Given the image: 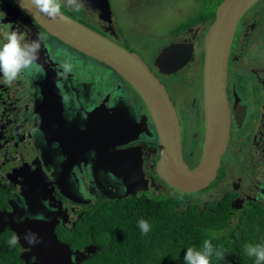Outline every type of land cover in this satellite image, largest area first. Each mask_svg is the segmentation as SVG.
Returning <instances> with one entry per match:
<instances>
[{
	"label": "flooded vegetation",
	"instance_id": "obj_1",
	"mask_svg": "<svg viewBox=\"0 0 264 264\" xmlns=\"http://www.w3.org/2000/svg\"><path fill=\"white\" fill-rule=\"evenodd\" d=\"M111 1L108 0L110 22L103 18L105 14L100 8L104 6V0H82L79 11L66 6L65 0H60L61 12L126 49L137 52L121 43L123 30L116 20ZM142 2L125 0L123 7L139 4L138 8H143ZM260 7L248 9L235 31L226 78L230 136L214 180L197 191L209 190L208 195L201 204L195 201L209 209L223 202L229 223L242 217L248 210L264 217V52L258 55L255 51L257 47L264 48V29L260 34L255 33L258 32L256 29H261L259 23L264 19L261 16L264 7ZM255 14L259 16L254 17ZM252 18L250 34L245 28ZM134 23L141 24V21L130 19L127 28ZM189 28L178 33H187ZM13 29H19L28 40L39 39L41 51L37 65L24 70L11 85L6 84L0 75V231L9 229L13 237L24 238V235L15 234L10 226L25 225L31 219L48 221L59 206L60 217L65 219H55L54 232L58 240L66 242L72 251L86 248L94 244L71 246L62 239L67 232H71L67 231L63 235L64 230L75 229L76 224L100 200L128 196L125 195L122 174L118 175L108 166L99 163L95 149L101 150L116 164L123 161L120 157L126 158V165L135 169V181H145V188H140L133 195L150 193L158 196L176 192L155 170V162L160 154L158 134L139 95L112 68L48 33L13 0H0V46L6 42L7 35ZM124 34L130 37L132 33L125 31ZM189 35L181 40H170L193 44V56L180 70L163 74L153 66V59L162 48L157 49L155 56L145 62L167 91V79L180 73L187 77L184 81L186 92L177 96H172L169 91L168 94L180 124L183 158L189 167H194L201 157L205 131L202 88V47L205 34L201 42L200 75H196L198 78L194 89V86L188 84L192 80L185 67L192 69L198 45L195 43L196 34L193 32ZM140 37L137 38L140 43L146 44L147 41ZM59 50H67L70 54L66 57L58 54ZM74 54L100 63L108 70L110 77L101 73L95 75L88 66L77 73L74 69L77 59ZM68 57L74 58L73 70L64 74L60 65ZM252 59L263 63L253 67L249 62ZM246 74L250 75V83L243 87L240 82ZM192 90L196 97L192 96ZM52 92H55L56 97L53 95L50 100H57L56 107L45 105ZM93 111L101 115L90 116ZM70 132L83 135L90 132L92 136L87 134L90 137L73 138ZM129 137L132 140L125 142ZM230 152L240 155L234 157V160L226 159ZM78 229H81L80 224ZM16 245L19 259L25 263L20 258L24 254L28 257V263L32 264L35 257L32 253L28 254L29 249L23 248L20 241Z\"/></svg>",
	"mask_w": 264,
	"mask_h": 264
},
{
	"label": "water",
	"instance_id": "obj_2",
	"mask_svg": "<svg viewBox=\"0 0 264 264\" xmlns=\"http://www.w3.org/2000/svg\"><path fill=\"white\" fill-rule=\"evenodd\" d=\"M13 1L48 33L112 68L135 90L145 104L158 134L160 154L155 162V170L163 181L181 192L191 194L207 187L214 180L221 156L227 148L231 128L226 91L229 52L241 17L259 0H222L217 5L214 18L204 35L202 88L205 131L201 157L194 167H189L183 158L180 124L168 91L137 52L126 49L62 12L63 19L53 21L39 13L31 0ZM100 8L105 14L103 18L110 22L108 0H104V6ZM192 56L191 42H171L154 57L153 66L160 73L172 74L185 66ZM53 95L56 97L55 92L49 94L45 105L57 106V100H50ZM92 114L95 117L101 115L94 111L90 116ZM99 129L98 127V133ZM70 133L73 138L92 136L90 132L85 133L86 135ZM61 137L64 139V134ZM129 139L132 140V137L125 139V142ZM94 151L98 155L99 163L108 166L118 175L122 174L125 195L145 188L144 180L135 181V169L126 165V158L115 155L123 159L116 164L115 160L108 158L101 150ZM138 184L141 187H137ZM57 218L65 219L60 217L59 206L48 221L31 219L25 225L10 226L18 236L24 235V238H19L18 241L23 248L29 249L28 254L32 253L35 257L32 264H78L95 251L94 245L72 251L66 242L58 240L54 232ZM26 237H34V242L29 243ZM20 258L25 263L29 262L24 254L20 255Z\"/></svg>",
	"mask_w": 264,
	"mask_h": 264
},
{
	"label": "trees",
	"instance_id": "obj_3",
	"mask_svg": "<svg viewBox=\"0 0 264 264\" xmlns=\"http://www.w3.org/2000/svg\"><path fill=\"white\" fill-rule=\"evenodd\" d=\"M196 1L199 9L178 22L171 34L200 23L209 25L222 0ZM190 195L176 189L158 196L143 193L100 200L75 229H63V235L71 233L62 239L75 247L96 245L95 251L79 264H185L186 249L200 250L205 240L225 254L223 260L213 255L210 264H256L244 249L247 244L264 245V217L248 210L229 223L223 202L212 209L204 208L190 200ZM140 219L151 227L146 235L138 227ZM12 238L9 229L0 231V264H25L19 259L17 245L9 246Z\"/></svg>",
	"mask_w": 264,
	"mask_h": 264
},
{
	"label": "rangeland",
	"instance_id": "obj_4",
	"mask_svg": "<svg viewBox=\"0 0 264 264\" xmlns=\"http://www.w3.org/2000/svg\"><path fill=\"white\" fill-rule=\"evenodd\" d=\"M133 1V0H131ZM140 1V0H139ZM125 0H112L111 1V7L113 9V12L116 15V20L120 24L123 33L122 34V41L121 43L124 46H130L134 48L140 56L144 59V61H150V59L153 58V55L155 56L156 50L163 48L166 44L170 43V40H181L182 38L189 37L190 33L196 34L195 43L198 45L196 46V59L195 62L192 65V69L185 67L188 69V76H190L189 79L192 81H189L188 84L195 88L196 85L195 82L198 77L196 75H200V67H201V58H202V52H201V42L202 37L206 32L207 24H197L191 26L189 31H186L187 33L181 32L178 33L176 36L172 35L170 31L177 25L178 22L184 20L185 18L189 17L191 14L195 13L196 10L199 9V3L196 0H143L142 4H144L143 8H138L139 4L133 5L132 7H123ZM257 4L253 5L251 7L252 9L254 6L264 7V0H259L256 2ZM146 6V8H145ZM264 10V9H263ZM259 16V14L257 15ZM256 14L254 17H257ZM264 16V13L263 15ZM140 19L141 24L134 23L133 25H130V28H127V23L130 19ZM252 20L247 22V26L245 28V31L247 33L251 34L252 29ZM251 26L249 27V25ZM260 28L256 29V34H260V31L264 29V19L263 21L260 20ZM142 28V29H141ZM125 31L130 34V37L125 36ZM137 34V35H136ZM129 35V34H128ZM143 37L147 41L146 44L143 42L140 43L139 39L140 36ZM137 36V37H136ZM198 47V48H197ZM257 50V54L260 55L264 52V48L257 47L255 51ZM63 52H66L67 54H70L69 51L64 50ZM76 59L74 62V69L78 73L80 71H84L86 66L88 68H91L93 70V73L95 75H106L110 77L108 70L102 66L100 63L91 62L87 58L80 56L77 57L75 54L73 55ZM253 67H256L258 65H261L263 62L258 59H252L249 61ZM189 66V65H188ZM185 78L187 77L180 73L172 78L167 79L165 82L167 84L168 91L172 96H177L181 92H186L185 88ZM188 79V80H189ZM243 87L246 86L248 83H250V75L246 74L244 78H241V82ZM186 94V93H184ZM192 96L196 97L195 91H191ZM190 96V93H189ZM189 109V106L186 107V113ZM193 113V112H189ZM153 126H152V133H153ZM232 151V150H231ZM240 154L232 153L230 152L229 155L226 156V159H233L236 156H239ZM212 190V188L210 189ZM209 191V190H207ZM207 191H200L195 192L190 195V200H194L201 204V201L204 199L205 196L208 195ZM199 197V199H198Z\"/></svg>",
	"mask_w": 264,
	"mask_h": 264
},
{
	"label": "clouds",
	"instance_id": "obj_5",
	"mask_svg": "<svg viewBox=\"0 0 264 264\" xmlns=\"http://www.w3.org/2000/svg\"><path fill=\"white\" fill-rule=\"evenodd\" d=\"M35 9L55 21L56 19H63L61 13L60 0H31ZM66 6L75 11H79L82 7V0H65ZM41 51V42L37 40L26 39L19 31L13 29L7 35L6 42L0 46V75L6 84L11 85L18 76L26 69H31L37 65ZM58 54H63L67 57V53L59 50ZM74 58L68 57L65 59L60 67L64 74L71 73L73 70L72 60ZM138 227L142 234H147L151 227L147 221L140 219ZM18 237L14 236L8 241L9 246L18 242ZM29 243L34 242V237H26ZM245 253L249 257H254L256 264L264 262V245H245ZM215 255L218 260L225 259L223 250H214L213 245L209 240L203 242V247L197 250L193 247H188L184 253L185 264H210V258Z\"/></svg>",
	"mask_w": 264,
	"mask_h": 264
}]
</instances>
